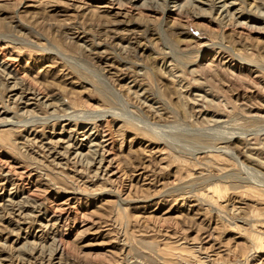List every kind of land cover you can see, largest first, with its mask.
<instances>
[{
	"label": "rangeland",
	"instance_id": "obj_1",
	"mask_svg": "<svg viewBox=\"0 0 264 264\" xmlns=\"http://www.w3.org/2000/svg\"><path fill=\"white\" fill-rule=\"evenodd\" d=\"M0 264H264V0H0Z\"/></svg>",
	"mask_w": 264,
	"mask_h": 264
}]
</instances>
